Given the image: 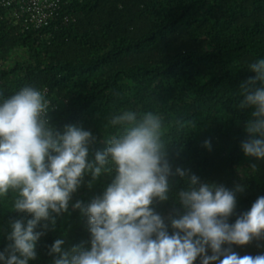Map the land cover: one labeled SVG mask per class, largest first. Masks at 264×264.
<instances>
[{
	"label": "trees",
	"instance_id": "16d2710c",
	"mask_svg": "<svg viewBox=\"0 0 264 264\" xmlns=\"http://www.w3.org/2000/svg\"><path fill=\"white\" fill-rule=\"evenodd\" d=\"M6 14L0 13V96L26 85L48 87L58 103L50 123L59 131L65 124L89 130L95 137L90 159L115 133L108 123L113 114L153 111L165 124L172 193L191 174L229 189L241 186L229 223L264 195V160L245 156L240 147L252 108L239 107L241 84L255 76L248 64L264 58V0H70L62 16L39 30H26ZM17 49L26 59L13 62ZM177 167L185 177L175 174ZM113 176L103 173L91 187L85 177L68 212L38 240L29 264H52L48 249L57 238L66 250L88 246L87 217L71 204L90 202ZM10 203V197L0 203V251L10 243V222L31 218L8 209ZM152 207L169 224V217L183 212L173 199ZM232 250L240 256L264 253V239Z\"/></svg>",
	"mask_w": 264,
	"mask_h": 264
},
{
	"label": "clouds",
	"instance_id": "9594fccd",
	"mask_svg": "<svg viewBox=\"0 0 264 264\" xmlns=\"http://www.w3.org/2000/svg\"><path fill=\"white\" fill-rule=\"evenodd\" d=\"M248 67L255 76L241 84L239 107L252 111L240 147L245 156L264 160V58ZM50 106L32 85L0 96V203L10 197L8 209L31 217L10 222V243L0 251V264L34 260L38 240L68 212L85 177L91 187L106 172L114 176L101 193L86 204L79 199L71 204L87 217L88 246L66 250L65 240L57 238L48 249L52 264H194L198 257L200 264H264V253L240 256L232 250L264 239V195L229 223L241 186L229 189L191 174L185 187L172 193L160 115L132 109L113 114L108 123L115 133L90 159L92 133L75 124L57 130L47 115ZM204 144L210 149L209 141ZM175 174L185 177L186 170L177 167ZM169 199L183 208L169 217L170 224L152 207Z\"/></svg>",
	"mask_w": 264,
	"mask_h": 264
},
{
	"label": "built area",
	"instance_id": "2783aa9c",
	"mask_svg": "<svg viewBox=\"0 0 264 264\" xmlns=\"http://www.w3.org/2000/svg\"><path fill=\"white\" fill-rule=\"evenodd\" d=\"M70 0H0V13L5 11L8 15L19 22L26 30H39L49 25L57 17H59L63 5ZM6 14V15H7ZM65 22L70 21L71 15L63 16ZM51 106L48 112L50 114L58 108V103L52 100L50 89L48 87L41 88Z\"/></svg>",
	"mask_w": 264,
	"mask_h": 264
},
{
	"label": "rangeland",
	"instance_id": "374dc122",
	"mask_svg": "<svg viewBox=\"0 0 264 264\" xmlns=\"http://www.w3.org/2000/svg\"><path fill=\"white\" fill-rule=\"evenodd\" d=\"M11 59L12 61H20V60H24L26 59V56L25 54L23 53V51L17 49L15 50L13 53H12V56H11Z\"/></svg>",
	"mask_w": 264,
	"mask_h": 264
}]
</instances>
